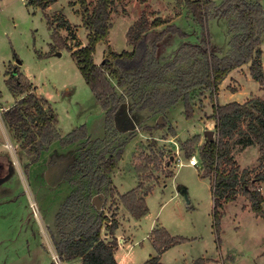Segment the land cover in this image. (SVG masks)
<instances>
[{
    "label": "rangeland",
    "instance_id": "rangeland-1",
    "mask_svg": "<svg viewBox=\"0 0 264 264\" xmlns=\"http://www.w3.org/2000/svg\"><path fill=\"white\" fill-rule=\"evenodd\" d=\"M29 1L0 0V106L13 103L14 98L8 92L6 80L16 67L18 72L37 86L40 94L47 97L59 117L63 133H69L82 125L87 134L88 129L100 131L102 113L105 117V135L102 139L88 137L86 141L78 142L77 155L72 158L69 156L67 171H50L52 182L61 180L55 189L46 187L41 171H37L35 176L34 169L25 171L27 168L24 166L21 167L23 171H10L12 176L8 174L3 180L0 176V264H54V241H61L73 234L75 223L81 215L96 217L99 211H103L108 220L118 216L123 222V230L119 232L123 243L129 240L128 236L133 240L132 243H126V247L117 254L119 259L129 250L123 264H143L150 255L154 256V249L147 237L156 224L164 227L173 237L188 239L167 252L163 264H193L201 257L206 258L202 260L203 264H264V218L256 216L250 209L249 201L240 194L234 202L224 205L217 232L210 180L200 177V171L204 172L201 163L197 167L186 165L192 156L199 160L202 145L198 144L201 136L196 134L201 132L203 123L197 117L202 118L203 115L198 109L203 113L212 107L207 92H194L193 116L187 119L182 100L171 107L169 113L143 108L154 91L152 88L143 85L134 87L131 83L117 87L116 80L110 76L119 104L112 119L107 121L105 111L101 112L70 53L54 46L51 40V31L54 29L73 49L75 45L87 43L88 31L83 27L81 17L75 13L79 5H70L75 0H57L50 8L41 10L29 5ZM210 1L214 7L222 2ZM248 1L257 2L264 9V0ZM144 11H154L162 18H173L172 24L178 30L179 35H169L163 42L162 53H159L163 67L174 64L177 52L184 43L195 44L200 41L199 26L186 7L177 5L176 0H146L144 4L138 0H117L111 10L108 41L99 42L95 48L94 62L97 65L108 56V47L115 52L131 49L127 44V32ZM177 11L179 13L175 15ZM57 12L68 20L69 27L64 25L56 28V22L52 23L51 28L48 27L44 14L52 19ZM230 31L226 18L208 19L207 33L212 54L219 58L231 56L230 40L234 31ZM259 34L264 73V25L260 27ZM50 46H54V50ZM18 61L20 64H17ZM191 62L176 64L169 77H176ZM233 73L226 77L229 91L242 88L243 94L254 92L259 96L251 94V98L258 97L264 101V82L259 84L252 79L248 64ZM238 74L255 82L258 90L256 85L249 86L247 83L250 82H246L243 77L242 82H237ZM217 97V104L225 102L218 93ZM230 100L239 101L242 97L236 93ZM147 115L152 119L149 120ZM157 123L162 124V127H157ZM2 125L0 119V141L5 143L3 139L12 134L9 133L8 137ZM195 137H198L197 141ZM189 142L192 143V153L187 157L182 144ZM83 146L90 153L87 164L79 161L78 150ZM256 147L260 153V147ZM7 149L13 156V159L9 156L11 166L17 167L18 157L14 156V148ZM119 149L123 150V154L113 170L112 186L89 191L88 171L102 169L99 155L105 153L107 158ZM254 155L253 150L248 149L239 156L241 166L254 163ZM259 158L251 170H246L245 182L259 189L264 198V183L255 184L252 181L264 170V156ZM147 159L153 164L149 165ZM178 159L183 163L180 167L177 166ZM139 169L142 172L138 173ZM169 172L174 173L170 180L167 178ZM143 176L149 179L144 181ZM139 181L144 183V192L150 188L154 191L146 202L147 215L137 224L132 220H124V206L119 197L133 189ZM182 189H185L186 194L181 193ZM110 190L114 191L113 194ZM73 194L75 197L70 201L68 210H63L64 202ZM96 195L101 196V208L96 209L92 202V207L86 208V199L91 197L92 201ZM31 201L36 205L37 218L31 213ZM262 207L264 210V203ZM101 237L107 242L112 241L107 223L101 230ZM135 242L137 244L133 245ZM60 263L80 264V260L61 259Z\"/></svg>",
    "mask_w": 264,
    "mask_h": 264
},
{
    "label": "trees",
    "instance_id": "trees-1",
    "mask_svg": "<svg viewBox=\"0 0 264 264\" xmlns=\"http://www.w3.org/2000/svg\"><path fill=\"white\" fill-rule=\"evenodd\" d=\"M56 1L30 0L29 5L45 10ZM116 1L75 0L70 3L71 6L79 5L75 13L81 17L83 27L88 31L87 43L75 45L73 49L62 40L60 33L53 29L51 40L54 46H59L61 50L65 49L70 53L95 100L105 111L107 121L112 119L119 104L110 76L116 80L117 87L131 83L134 87L143 85L152 88L154 91L143 108L149 107L153 111L163 113L182 100L184 116L187 119L193 116L194 92L196 90L198 94L207 92L212 104V119L216 122V139L204 143L198 157L204 169L201 177L212 176V211L216 231L218 232L224 205L233 202L240 194L249 201L251 211L256 216L264 218L262 194L259 189L245 182L247 171L239 174V168L235 166L230 154L231 145L235 143L241 147L258 145L261 157L264 156V101L256 97L243 104L233 102L218 105L216 100L219 85L232 70L243 65H249L250 75L255 82L259 84L264 82L259 34L260 27L264 25L263 7L248 0H222L217 7H214L210 0H176L177 5L186 7L193 21L199 26L200 41L195 44L184 43L177 52L178 57L174 64L165 67L160 63L159 53H162L163 42L169 35H179L178 30L172 24L173 18H162L154 11H144L127 32V44L131 49L115 52L108 47V56L103 63L97 65L94 62L95 48L99 42L108 41L111 10ZM138 1L143 4L146 2ZM178 13L179 11L175 15ZM44 17L50 28L53 22L57 23L56 28H62L64 25L69 27L68 20L60 12L55 13L52 19L45 14ZM217 17L226 18L229 30L234 31L230 40L231 56L227 58H219L210 50L207 21L209 18ZM186 62H191L186 70L178 72L176 77H169V74L174 72L176 64ZM9 74L6 87L15 102L2 113V120L12 134L13 142L30 157L31 163L36 162L40 153L55 141H59L61 146H67L87 140L88 134L84 125L61 138L56 129L57 114L48 101L36 95L32 83L18 72L16 67ZM157 127H162V124ZM236 138L238 139L235 140ZM195 140L197 141L198 137L197 139L195 137ZM182 146L189 157L192 153V143H183ZM79 153L80 163L87 164L90 153L86 146L81 147ZM122 154L123 150L119 149L114 155L109 154L107 158L105 153L99 155L98 160L101 161L102 169L88 171L89 191L93 189L99 191L102 187L112 186L108 175L116 168ZM147 163L153 162L147 159ZM137 171L142 172L140 169ZM172 175L170 172L167 174L169 177ZM149 177L153 178L151 175ZM149 177L143 176V180L147 181ZM252 181L255 184L264 183V170L253 177ZM143 185V181H139L135 189L119 197L122 205L134 219H139L148 212L144 196L152 189L144 192ZM142 189L143 192L140 194ZM110 192L113 194L114 191ZM73 197L74 194L66 199L63 210H68ZM85 205L86 208L92 207L91 197L86 199ZM108 219L103 211H99L96 217L81 215L75 223L73 234L61 241H54L53 245L59 258L65 261L79 259L80 264H117L114 259L117 240L107 242L101 237L105 223L108 224L111 235L117 228V221ZM151 236L156 255L143 264H161L160 255L163 252L185 241L183 238L171 237L164 228L153 230ZM202 260L204 259H198L193 264H203Z\"/></svg>",
    "mask_w": 264,
    "mask_h": 264
},
{
    "label": "crops",
    "instance_id": "crops-1",
    "mask_svg": "<svg viewBox=\"0 0 264 264\" xmlns=\"http://www.w3.org/2000/svg\"><path fill=\"white\" fill-rule=\"evenodd\" d=\"M48 8H50V6ZM82 45H85V44H82ZM261 46H262V43H261ZM243 66H245V65H243ZM237 69H239V68H236V69L232 70L229 74H232L233 75L234 74L233 72H235ZM236 77L237 76H235V78ZM242 77L246 80V82H250V83H247L249 86L252 85V86L255 87V85H256L255 82H252L251 80L249 81L248 77L247 78L245 76H242ZM242 77L238 74L237 82H239V83L242 82L241 81V78ZM226 81H228L227 78H225V80L219 85V92H218V96H223L222 98L224 99L225 102L219 103L218 105H225V104L233 103V102L239 103V104H243V103L247 102L248 100L252 99L250 97L251 94L256 95V96H259V94H255L254 92H251L249 94L248 93L243 94L244 92H242V90H241L242 88H239L238 90L231 92V91H229L227 89ZM31 83H32V81H31ZM32 84H33L32 86H33V89H34L36 95L39 96V97H43V98H45L48 101L47 97H45V96H43L42 94L39 93L40 91H39V89H37V86L34 83H32ZM255 88L257 89V85H256ZM222 89H224V90H222ZM256 92L259 93L260 91H256ZM236 93L239 94V95H241L242 100H239V101H231L230 99H233V97H234V95ZM226 99H228V100H226ZM14 102H15V99L13 100V103L10 104V105L0 106L1 107L0 108V119L1 120H2V113L4 111L8 110L14 104ZM48 103H49V101H48ZM96 103H98V102L96 101ZM217 103H218V97H217ZM98 105H99V103H98ZM100 108H101V106H100ZM171 110L172 109L170 108L167 111H165V113H167V112L169 113V111H171ZM198 110H199V112L201 114H203L202 115V118L197 117L198 120L203 123L202 126H201V132H198L196 134V135H200L201 136L200 144H198V146H200V145H203L204 143L207 142V137L204 135V132L205 131H211L212 134H213V140L216 139V128H215L216 122H215V120L212 119V107L211 106L209 107V110L210 111L207 110V109H205L204 112L202 113L201 112V109H198ZM101 112H103L102 109H101ZM101 115H102V117H101L102 121H101L100 131H99V129L98 130L92 129L90 131L88 129V132H89L88 133V137H92V138H95V139H102L104 137V135H105V125H104L105 124V121H104L105 117L103 116L102 113H101ZM147 117L148 118L150 117L149 120L152 119L151 116H148L147 115ZM207 117H209V118H207ZM2 124H3L2 126H4V128L6 129V131L8 133V137H9V131L7 130V128H6L3 120H2ZM145 128L147 129V127H145ZM56 129H57V131H58V133H59V135H60L61 138H64L68 134V133H63L61 131V128H60V125H59V117H58V124L56 126ZM74 129H72V130H74ZM0 130H1V128H0ZM0 134H1V132H0ZM11 137L12 136L10 135L9 138L6 137L5 139H3V140H5V143L4 142L2 143L0 141V176H1L2 180H3L4 176L10 174V171H16V170L17 171H23V170H21L22 169L21 167L24 166L23 168H27V170H25V171H29V169H31L33 171V169H34L35 176L37 175V171L38 172L41 171L40 174L41 175L44 174V180H45V184H46V187L47 188H53V189H55L61 183V180L59 182H56V181L55 182H52V180L50 178L51 177L50 171H67V161L69 160V156H71V158L73 156L75 157L77 155V149H79L78 144H77L78 142L77 143L70 144V145H67V146H61L60 143H59V141H55L46 150H44V151H42L40 153V156H39V158H38V160L36 162H32L31 163L30 162V157L22 149L19 148V145L17 143L13 142V140H12ZM95 139H93V140H95ZM237 139L238 138H236L235 140H237ZM79 142H83V141L81 140ZM9 144L11 145V147L14 148V151H15L14 152V156L18 157L17 158V161H18V166L17 167H13L10 164V159L11 158L13 159V156L10 153L9 149H7L8 148L7 145H9ZM17 147H18V150H17ZM248 149H252L253 150V152L255 154L254 155L255 162L252 163V164H244V166H241L238 158H239V156L243 155ZM78 153H79V150H78ZM230 154H231L232 161L235 162V166L239 168V171H246V170H248V168L251 170L252 165L255 164L257 162V160L260 159L259 157H261L260 156V153H259V150L256 147V145L241 147V146H239V145H237L235 143H232V145H231V153ZM9 156H10V159H9ZM152 164L153 163H151L149 165H152ZM14 168H16V169H14ZM113 172H115V171H112L108 175L109 178L111 179V182H112V177L114 176V173ZM11 176H10V178H11ZM173 177H174V173L170 177L167 176V178L169 180L172 179ZM200 177H201V171H200ZM201 178H203V177H201ZM203 179H209L210 180V183H211V178L210 177H206V178L204 177ZM1 183H3V182H1ZM4 185L6 186V184H4ZM137 186L138 185L136 183V186L133 189H135ZM133 189H131V190H133ZM152 191H154V190H152ZM141 192H143V189L140 191V194H141ZM151 192L147 193L144 196L145 202H147V199H148L149 195L151 194ZM181 193L186 194L185 189H182L181 190ZM238 196L239 195H237L236 198ZM236 198H235V200H236ZM230 203H232V202H230ZM228 204L229 203L225 204V206H227ZM212 205H213V200H212ZM122 209L125 212L123 214L124 217H125L124 220L127 221V222H129L130 220H132V222L138 224V223H140V220L147 215V214H145L143 217H141L139 219H134L133 217H131V215L125 209V207H122ZM114 219L117 221V228H116V230H115V232H114L113 235H111L110 233H109V235L111 237H113L114 239H116L117 240V243H118L117 247L114 250V259L117 262V264H123V263L126 262V259H127L126 258V254L129 252V250H127L124 253L123 256H120L119 259L117 257V254L120 253L119 251H122L123 248L126 247L125 246L126 243H132L133 240H131V237L128 236L129 240L127 239V242H124V243L122 242L124 240H121L120 239L119 232L123 230V224H122L123 222H121V220L118 219V216L114 217ZM134 223H132V224L135 225ZM157 228H164V227H161L158 224H156V226L149 232V235L147 237L148 240L150 241L151 246L153 247V249H154V246H153V242H152V238H151L152 237L151 236V232L153 230L157 229ZM171 237H173V236H171ZM113 238H111V239H113ZM187 240L188 239H185V241H187ZM135 244H137V242H135L133 245H135ZM178 245H180V244H177L175 246H172L171 248H169L168 250H166L165 252H163L160 255V263L161 264H163V259H164L165 255H166V253L169 252L170 250H173ZM128 249H130V247ZM155 255H156V252H155V249H154V256ZM150 257H152V256L150 255L148 257V259ZM200 259H204L205 260L206 258L201 257Z\"/></svg>",
    "mask_w": 264,
    "mask_h": 264
},
{
    "label": "built area",
    "instance_id": "built-area-1",
    "mask_svg": "<svg viewBox=\"0 0 264 264\" xmlns=\"http://www.w3.org/2000/svg\"><path fill=\"white\" fill-rule=\"evenodd\" d=\"M8 148H12L11 145H7ZM178 164L177 166H182L183 163L181 162V160L178 159ZM187 166H190V167H197L198 165H200V162L198 159H196L194 156L190 157L188 160H187V163H186ZM30 207H31V213L33 214V216L35 218H37L38 214H37V208H36V205L35 203H33L32 201L30 202ZM56 252V251H55ZM53 262L54 264H61V259L59 258L58 254H54L53 257Z\"/></svg>",
    "mask_w": 264,
    "mask_h": 264
},
{
    "label": "water",
    "instance_id": "water-1",
    "mask_svg": "<svg viewBox=\"0 0 264 264\" xmlns=\"http://www.w3.org/2000/svg\"><path fill=\"white\" fill-rule=\"evenodd\" d=\"M17 64H20V62L18 61ZM160 124V123H157ZM204 135L207 137V141H212L213 140V134L211 131H205ZM92 204L96 207V209H100L101 208V196L96 195L92 198Z\"/></svg>",
    "mask_w": 264,
    "mask_h": 264
}]
</instances>
